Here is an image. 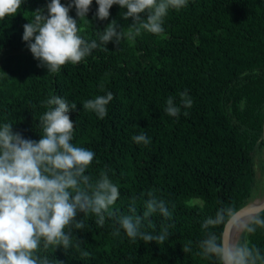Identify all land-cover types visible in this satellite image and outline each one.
I'll return each instance as SVG.
<instances>
[{"label":"trees","instance_id":"obj_1","mask_svg":"<svg viewBox=\"0 0 264 264\" xmlns=\"http://www.w3.org/2000/svg\"><path fill=\"white\" fill-rule=\"evenodd\" d=\"M48 3L23 0L14 16L0 20V127L10 123L14 132L38 141L39 118L48 110L42 102L52 96L75 102L69 112L71 142L94 152L85 173L93 184L104 171L118 187L112 210L130 215L135 199L136 214L142 216L151 191L172 217L152 214L154 228L142 221L143 232L158 234L168 227L169 239L158 245L132 242L114 218L106 216L100 227L94 214L80 213L85 228L70 229L73 246L67 252L62 246L41 247L38 255L50 264H219L214 256L198 254L199 242L208 232L220 237L224 227L201 225L220 208L237 211L255 198L257 158L264 162V0H187L179 10L169 8L162 35L141 30L117 47L100 44L101 33L112 20L124 33L134 32L132 18L123 19L127 9L113 5L108 19L99 20L92 0L87 17L79 20L75 7L69 15L78 22L79 35L99 47L57 73L38 67L22 39L23 25L32 22L36 9L47 14ZM141 16L146 19L147 13ZM185 90L191 108L181 105L179 93ZM107 92L114 99L105 118L83 108L84 101ZM168 97L181 108L178 118L165 112ZM141 133L150 144L134 142ZM238 239L264 256V227ZM184 244L190 252H183Z\"/></svg>","mask_w":264,"mask_h":264},{"label":"clouds","instance_id":"obj_2","mask_svg":"<svg viewBox=\"0 0 264 264\" xmlns=\"http://www.w3.org/2000/svg\"><path fill=\"white\" fill-rule=\"evenodd\" d=\"M22 3L23 0H0V20L14 16ZM96 4L95 18L99 20L108 19L113 5L126 8L127 11L122 13L123 19L131 17L133 20L129 28L134 32L124 33L112 20L101 33L100 44L106 46L112 42L117 47L125 36L132 39L140 35L141 30L162 35L169 8L179 10L186 6L187 0H96ZM91 5L92 0H69L67 4H62L61 0H50L46 5L47 14L43 9L34 11L32 22L23 25L22 39L39 61L38 67L57 73L62 66L81 62L99 47L95 40L89 43L79 35L78 22L69 15L70 9L75 7L79 20L87 17ZM145 12L146 19L141 16ZM179 95L181 105L191 108L193 101L187 90ZM113 99V93L107 92L84 101L83 108L103 119L107 115V105ZM42 103L48 110L39 118L43 135L38 141L14 132L10 123L0 127V264H50L38 252L41 247L55 250L60 246L67 252L73 246L70 229L85 228L84 220L77 219L80 213L84 216L94 214L100 227L105 224L106 216L114 218L132 242L139 239L145 244L154 241L161 245L168 240L167 226L158 234L141 231L142 221H148L154 228L150 217L156 212L171 219L172 213L165 201L157 199L150 191L142 216L136 214L135 199L129 207L130 215H118L112 206L119 198V189L107 173L102 171L94 184L85 174L95 154L71 142L74 122L69 112L76 109V103L70 105L59 96H52ZM180 111L174 98L168 97L165 112L178 118ZM183 114L187 116L188 112ZM132 139L137 144L151 143L144 133ZM216 226L225 227L228 234L222 233L218 237L208 232L206 238L199 242V255L204 258L214 256L219 264H257L258 261L264 264V256L258 248L233 238L244 232L255 233L256 226L264 227V218L259 211L241 214L233 208H220L214 218L208 217L201 225L203 229ZM114 235H119V230ZM189 244L182 246L184 253L191 251ZM75 247L79 248V243ZM80 254L83 257L90 255L86 251Z\"/></svg>","mask_w":264,"mask_h":264},{"label":"rangeland","instance_id":"obj_3","mask_svg":"<svg viewBox=\"0 0 264 264\" xmlns=\"http://www.w3.org/2000/svg\"><path fill=\"white\" fill-rule=\"evenodd\" d=\"M263 152H264V148H263ZM264 157V155H263ZM260 157L257 158V161H256V171H257V174H261V178H257V174H256V188H255V193H256V197L253 198L249 203H257L259 202L263 197H264V169H261V164L263 163L264 165V162H260ZM257 201V202H256ZM239 236V234L237 236H234L233 238L234 239H237Z\"/></svg>","mask_w":264,"mask_h":264},{"label":"water","instance_id":"obj_4","mask_svg":"<svg viewBox=\"0 0 264 264\" xmlns=\"http://www.w3.org/2000/svg\"><path fill=\"white\" fill-rule=\"evenodd\" d=\"M262 140L264 144V120H263V125H262ZM261 209H264V197L257 202V204L254 203H247L241 208L237 210V212L241 214H254L255 212L261 211ZM228 230L224 227L223 229V234L227 235Z\"/></svg>","mask_w":264,"mask_h":264},{"label":"bare ground","instance_id":"obj_5","mask_svg":"<svg viewBox=\"0 0 264 264\" xmlns=\"http://www.w3.org/2000/svg\"><path fill=\"white\" fill-rule=\"evenodd\" d=\"M257 202V201H256ZM255 204H257V203H255ZM227 234H228V232H227Z\"/></svg>","mask_w":264,"mask_h":264}]
</instances>
